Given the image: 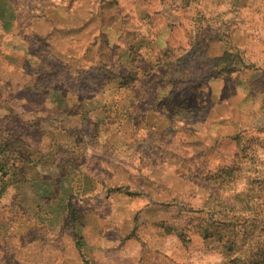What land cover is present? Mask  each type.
Segmentation results:
<instances>
[{
    "label": "rangeland",
    "instance_id": "1",
    "mask_svg": "<svg viewBox=\"0 0 264 264\" xmlns=\"http://www.w3.org/2000/svg\"><path fill=\"white\" fill-rule=\"evenodd\" d=\"M52 88L118 118L58 152L126 197L43 195ZM1 147L0 264H264V0H0Z\"/></svg>",
    "mask_w": 264,
    "mask_h": 264
},
{
    "label": "crops",
    "instance_id": "2",
    "mask_svg": "<svg viewBox=\"0 0 264 264\" xmlns=\"http://www.w3.org/2000/svg\"><path fill=\"white\" fill-rule=\"evenodd\" d=\"M27 56L28 54L25 57ZM30 58L32 59L33 55L30 54ZM25 61L29 63L28 59H25ZM41 92L49 98L50 104L53 105L50 109H48L51 113L48 119L52 121L55 126V128L44 130L40 123L35 125L37 131L39 126L40 133L43 135L46 134L44 136L50 140L46 155L48 160H41L39 163L36 162V165L33 167L35 168V174L38 176L41 169L55 170V176L49 177L52 182H55V197L54 194L49 193L50 191L43 195H50L51 198H49V201L55 198V207L60 204L70 205L71 207H80V204L84 199L92 198L93 200L105 199V201H108L110 194L113 196H116L115 194H117V196L122 195L126 197L127 193L124 194V192L117 191L118 189L113 190L109 188L108 179L106 177H102L100 175L96 176L92 172L88 171V169L83 168L84 164L82 165V162L76 161V163H74L72 160L74 158H72V156H62L58 152L59 148L65 151H70L71 149L74 150L75 145L76 149L79 148L85 152V146L87 147L85 143L88 142L91 137L88 133L84 135L83 130H85L86 125L89 127L92 125L90 122H84L85 117L89 121L92 120L91 122L95 125L98 123L99 128H101L102 125L106 126L108 124V120L114 119L115 117H108V112H103V110H96L98 112L92 110V106L95 101H97V98L74 100L68 96L69 93L65 90L55 88L46 91L42 90ZM86 111H89V117L86 116ZM93 114H96V119L91 116ZM115 115H118V111L116 110ZM117 119L118 118H115L113 122L117 123ZM74 121H76L77 125H80L79 132H81V139L77 141L73 139L75 142L72 141L74 129H69V123L74 124ZM98 135L95 136V139L101 137L100 134ZM91 136L93 137V135ZM106 144L107 143H105V145ZM40 157L42 158L41 154ZM77 163L80 165L76 171H73L72 166ZM98 192H102V194L98 197H94V195H97ZM113 200V205L115 206L124 205V203L129 201L127 199V201H121L118 198H113ZM90 205L92 206L93 204Z\"/></svg>",
    "mask_w": 264,
    "mask_h": 264
},
{
    "label": "trees",
    "instance_id": "3",
    "mask_svg": "<svg viewBox=\"0 0 264 264\" xmlns=\"http://www.w3.org/2000/svg\"><path fill=\"white\" fill-rule=\"evenodd\" d=\"M4 146H7V143L4 142L3 143ZM3 151L2 147L0 148V153ZM3 159V158H2ZM2 159H0V170L2 171L1 173L3 174V176H6L7 175V172L6 170L3 168L4 166V163L2 162ZM224 231L228 230V228H222ZM215 234H220L218 235L220 241H223V247H224V251L225 253H229L231 252V254H235L233 252V249L232 247L235 246L236 243H238V237L234 234V235H231L229 233H217L215 232Z\"/></svg>",
    "mask_w": 264,
    "mask_h": 264
}]
</instances>
